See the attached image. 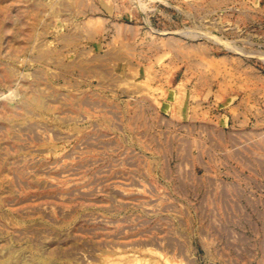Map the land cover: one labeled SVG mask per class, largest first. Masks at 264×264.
<instances>
[{
    "label": "rangeland",
    "instance_id": "374dc122",
    "mask_svg": "<svg viewBox=\"0 0 264 264\" xmlns=\"http://www.w3.org/2000/svg\"><path fill=\"white\" fill-rule=\"evenodd\" d=\"M0 264H264V0H0Z\"/></svg>",
    "mask_w": 264,
    "mask_h": 264
},
{
    "label": "bare ground",
    "instance_id": "6f19581e",
    "mask_svg": "<svg viewBox=\"0 0 264 264\" xmlns=\"http://www.w3.org/2000/svg\"><path fill=\"white\" fill-rule=\"evenodd\" d=\"M28 102L30 103V105L34 108H37L40 106V103H39V100L35 99V98H32V99H29Z\"/></svg>",
    "mask_w": 264,
    "mask_h": 264
}]
</instances>
